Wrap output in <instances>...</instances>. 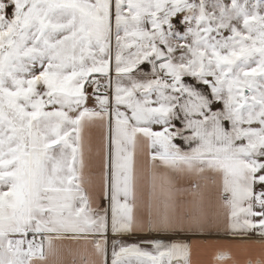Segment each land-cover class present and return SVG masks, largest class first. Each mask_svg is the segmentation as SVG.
<instances>
[{"label": "snow or ice", "instance_id": "snow-or-ice-1", "mask_svg": "<svg viewBox=\"0 0 264 264\" xmlns=\"http://www.w3.org/2000/svg\"><path fill=\"white\" fill-rule=\"evenodd\" d=\"M209 238L264 253V0H0V264Z\"/></svg>", "mask_w": 264, "mask_h": 264}, {"label": "crops", "instance_id": "crops-1", "mask_svg": "<svg viewBox=\"0 0 264 264\" xmlns=\"http://www.w3.org/2000/svg\"><path fill=\"white\" fill-rule=\"evenodd\" d=\"M145 153L140 156L143 159L146 156ZM142 182L145 189V194L150 188L151 175L150 171L145 167L143 170ZM189 181L187 179L181 180L182 184H187ZM193 254H192V264H219L218 261L214 259L218 250H228L232 253L233 259L226 260L223 264H246L249 257L255 260L258 256L264 259V253L260 252V245H241L237 241H229L223 238H209L207 242L201 239H193ZM241 248H247L248 251H241ZM67 264H71V257H65Z\"/></svg>", "mask_w": 264, "mask_h": 264}]
</instances>
